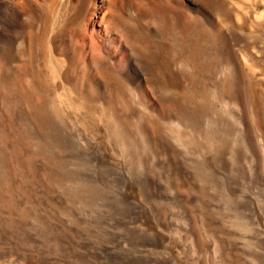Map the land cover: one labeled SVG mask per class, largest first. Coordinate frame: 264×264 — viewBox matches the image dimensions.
<instances>
[{"label": "rangeland", "instance_id": "obj_1", "mask_svg": "<svg viewBox=\"0 0 264 264\" xmlns=\"http://www.w3.org/2000/svg\"><path fill=\"white\" fill-rule=\"evenodd\" d=\"M252 1L239 3L243 20L203 35L211 69L197 93L179 70L168 73V88L149 85L146 98L129 101L118 85L98 88L103 72L92 78L70 47L53 57L40 40L32 64L18 49L0 84V189L62 196L61 220L73 219L76 237L70 248L60 243V264H264V4ZM229 43L230 55L220 58L217 49ZM217 81L239 91L240 102L219 94ZM155 96L184 100L190 117ZM172 142L182 147L175 159Z\"/></svg>", "mask_w": 264, "mask_h": 264}, {"label": "bare ground", "instance_id": "obj_2", "mask_svg": "<svg viewBox=\"0 0 264 264\" xmlns=\"http://www.w3.org/2000/svg\"><path fill=\"white\" fill-rule=\"evenodd\" d=\"M241 1L0 0V84L6 82L8 76L4 75L5 68L13 66L19 48L24 49L29 62L32 64L34 58H38L40 54L39 41L45 39L51 56L55 57L60 49L70 47L74 64L83 62L89 67L92 78L97 72H103L104 77L96 76L95 81L91 80L96 83L98 88L104 87L105 84L118 85L123 89V99L138 101L141 98H146L148 96L146 88L149 85L155 87L159 84L168 88L171 86V77L168 73L179 72V70L187 87L196 93L200 92L203 89L202 79L210 74L211 69L210 65L207 66L209 60L206 63L205 56L201 51L203 35L206 36V31L222 34L223 23L227 21L238 23L241 19L243 20L245 16L243 17L242 13L245 9H242L243 12L241 13L239 9ZM259 1L264 4V0ZM254 16L256 15L254 14ZM4 46L9 48V53H4ZM34 46L37 48L35 52ZM231 48L232 44L229 43L227 48L217 49L216 52L219 54H216L223 58L231 52ZM214 63L217 64L214 61L211 66H215ZM30 68V72L27 71V68L24 73L21 72L22 77L20 79L28 72L31 73L32 71L34 74L32 66ZM53 71L55 76L58 74L61 77L66 72L55 68ZM149 73L153 75L151 78H149ZM33 76H35L38 88L44 89V82L38 79V75ZM238 80L240 81V79ZM217 83L219 94L227 97L229 101L240 102L238 99V95H241L239 91L236 92L233 88L224 87L220 81ZM110 93L109 95H111ZM118 95L116 94V97ZM116 97L111 98V103L119 106ZM154 98L157 103H169L175 105V109L180 110L181 108V114L186 120L190 117V106L184 100L181 101V99H175L171 96L160 100L156 96ZM204 107V102H201L198 107L199 122L204 113ZM174 115L176 116V114ZM180 132H178L179 136ZM174 143L166 144L173 159H175L178 148H182L177 147V144ZM8 188L0 189V257L10 256L9 264H60L62 260L58 249L60 243L64 242L65 246L70 248L73 246V237L75 236L72 225L75 223L71 222L73 219L70 222L61 220L62 215H60L58 205L62 202V196L44 195L45 193L43 195H24L23 192L17 194L15 189L12 191ZM13 188L15 187L13 186ZM45 189L47 190V188ZM75 196L77 197V195ZM83 199L85 198L83 197ZM75 202L77 203V200ZM68 218L70 217L68 216Z\"/></svg>", "mask_w": 264, "mask_h": 264}]
</instances>
